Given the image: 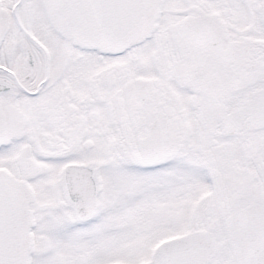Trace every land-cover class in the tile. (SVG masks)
<instances>
[{
	"label": "snow or ice",
	"instance_id": "snow-or-ice-1",
	"mask_svg": "<svg viewBox=\"0 0 264 264\" xmlns=\"http://www.w3.org/2000/svg\"><path fill=\"white\" fill-rule=\"evenodd\" d=\"M0 264H264V0H0Z\"/></svg>",
	"mask_w": 264,
	"mask_h": 264
}]
</instances>
